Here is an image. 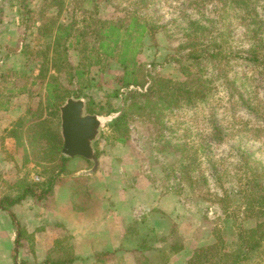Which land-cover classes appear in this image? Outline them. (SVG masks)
Segmentation results:
<instances>
[{"label":"rangeland","instance_id":"obj_1","mask_svg":"<svg viewBox=\"0 0 264 264\" xmlns=\"http://www.w3.org/2000/svg\"><path fill=\"white\" fill-rule=\"evenodd\" d=\"M260 7L264 16V1ZM132 15L147 19L156 31V40L144 37L138 54L144 67L142 81L151 82L157 75L184 79L178 59L184 60L188 53L184 44L191 17L212 22L225 33L219 38L226 40L230 76L248 71L247 88L260 79L257 69H251L244 59L249 43L241 15L230 1L0 0V102L9 100L8 109L0 111V199L18 194L20 183H38L48 174L31 153L28 133L23 132L22 141L10 135L20 117H38L39 105L45 100L46 83L37 76L50 66L46 49L55 38V31L44 34L46 28L75 22L81 32L87 30L84 45L73 39L69 49L72 64L89 69L81 81L82 94L124 109L132 100L141 104L143 97L122 94L108 99V94L121 88L119 77L124 70L116 57L103 55L92 65L88 55L90 47L100 42L97 26L106 20L127 23ZM91 23L96 29L87 27ZM238 54L240 59H231ZM52 73L49 69L47 77ZM59 80L68 90L79 88L64 73ZM147 85H133L129 90L145 91ZM22 86H26L23 93L19 92ZM256 89V100L264 109V86ZM230 92L221 84L209 102L180 103L162 112L160 120L142 115L134 106L126 143L115 141V132L108 125L118 114L100 116L102 135L95 172H91L93 161L81 156L72 159V173L61 177L49 199L28 198L14 207L20 226L11 218V211L0 210V220H4L0 232L11 234L12 222L16 231L10 260L38 264L51 253L62 256L66 252L78 258L75 264H91L96 252L116 250L125 254L127 264H136L135 255L125 250L152 237L160 245L176 240L183 243V249L167 264H190L196 249L215 244L220 234L225 250L237 249L241 226L256 230L259 225L255 217L245 216L239 190L248 169L255 163L264 165V130H258L260 121L249 109L234 104L239 98ZM43 108L46 115L44 104ZM216 121L228 134L223 144L211 137ZM249 258L245 264H264V242Z\"/></svg>","mask_w":264,"mask_h":264},{"label":"trees","instance_id":"obj_2","mask_svg":"<svg viewBox=\"0 0 264 264\" xmlns=\"http://www.w3.org/2000/svg\"><path fill=\"white\" fill-rule=\"evenodd\" d=\"M221 1L225 3L230 1L232 7L236 8L241 15L245 37L249 43V48L245 51L247 56L244 59L248 60L247 65L251 69L254 67L260 74V79L255 80L257 81L256 86L253 83L250 84V88H247L251 78L248 71L229 75L227 65L230 58L226 50V40L219 38L225 33L220 32L212 22L207 24L193 17L186 24L184 48L188 50V53L184 60L178 59L184 79L175 80L157 75L152 77L151 82L142 81L140 73L144 67L138 61V54L142 51L144 37L150 36L156 40V31L154 24L149 23L147 19L132 15L127 23L124 20H106L105 24L97 26L96 37L100 42L90 47L88 55L94 61L92 65H97L103 55L108 58L116 57L124 70L119 77L121 88L108 94V99L120 97L122 94H126L128 98H132L133 95L143 97L141 104L132 100L124 109H116L109 100L106 103L97 102L93 97L82 94L81 81L86 78L89 69L73 65L69 57V49L73 45V39H75V44L84 45L82 39L85 34H88L87 30L84 33L81 32V29L75 27V22L67 25L58 24L56 29L47 27L45 35H51L55 31V38L46 49L50 66L46 70H41L37 76V79H43L46 83L45 100L39 105L38 109L42 107L38 110L39 116L20 117L11 128L10 135L22 141L23 132L28 133L31 153L48 174L38 183H20L21 190L16 195L6 194L1 197L0 210L9 212L28 198L46 201L54 194L61 177L72 173L69 162L74 157L63 153L64 137L60 115V106L69 97L86 98V113L99 116L118 114L108 125L115 132V141L126 143L129 137L127 122L134 106L139 108L142 115L153 116L160 120L162 112L167 109L173 110L180 103L195 105L209 102L218 92L220 85L225 84V87L231 91L230 95L233 97L237 95L239 98L234 99V104L240 103L249 109L260 121L258 130H264L263 105L260 106L256 100V93H258L256 88L264 86V16L260 10V3L264 0ZM94 26L96 25L93 23L87 25L91 29ZM227 30L229 31L228 26ZM85 48L88 49L87 46ZM240 57L241 54L233 55L231 59H240ZM49 69L55 73L47 77ZM62 73L66 75L70 84H78L79 88L68 90L63 86L59 80V75ZM35 83L36 81L32 82V84ZM133 85H143V87L147 85V87L145 91L129 90ZM19 89V92L23 93L26 91V86ZM43 104L48 110L46 115H44ZM8 107L9 100L0 102V111ZM30 111L33 114L37 112ZM227 135L221 124L216 121L213 125V132H211L214 141L223 144ZM259 135H262V132ZM98 142L99 139L94 147L99 157ZM259 162L262 163L261 160ZM243 184L239 193L245 216L255 217L259 221L257 229L247 230L241 226L239 245L233 251L225 250V239L220 234L215 244L197 248L189 260L190 264H245V261L250 259V254L261 247L264 242V165L255 163L251 166ZM19 235L22 236V231ZM157 241L158 238L154 240L153 237L149 240L143 239L136 247L126 249L125 252L135 255L136 264H167L175 253L183 249V243L177 240L165 245L155 244ZM124 255L116 250L96 252L91 264H127ZM77 260L75 255H68L66 252H63L62 256L51 253L38 264H75ZM21 264L29 263L22 259Z\"/></svg>","mask_w":264,"mask_h":264},{"label":"water","instance_id":"obj_3","mask_svg":"<svg viewBox=\"0 0 264 264\" xmlns=\"http://www.w3.org/2000/svg\"><path fill=\"white\" fill-rule=\"evenodd\" d=\"M63 153L69 157L82 156L93 161L95 172L99 167V157L94 147L101 133L102 120L97 114L86 113V100L69 97L60 106Z\"/></svg>","mask_w":264,"mask_h":264},{"label":"crops","instance_id":"obj_4","mask_svg":"<svg viewBox=\"0 0 264 264\" xmlns=\"http://www.w3.org/2000/svg\"><path fill=\"white\" fill-rule=\"evenodd\" d=\"M76 157H80V156H76ZM76 157H74V158H76ZM21 204H19V205H21ZM15 211L16 210H14V208H13V210H11V218L13 219L14 222H16V224H18V226H20L21 221L19 222L18 219H16L15 214H14V213H16ZM1 218H2V216L0 215V219ZM0 221H4V220H0ZM12 225H13L12 226L13 228H11V234L8 232V230L7 231L1 230L2 232H0V264H14V261H13L14 259L12 260L13 257L10 260V256H9L10 250L13 253V250L15 249L14 244H15V241H17L16 240V231L14 229V223L13 222H12ZM6 232H8V233H6ZM5 237L7 239H5Z\"/></svg>","mask_w":264,"mask_h":264}]
</instances>
